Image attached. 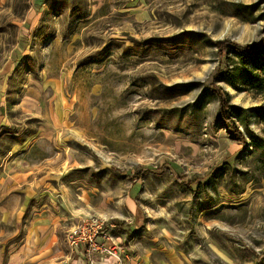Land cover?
<instances>
[{
  "label": "rangeland",
  "instance_id": "1",
  "mask_svg": "<svg viewBox=\"0 0 264 264\" xmlns=\"http://www.w3.org/2000/svg\"><path fill=\"white\" fill-rule=\"evenodd\" d=\"M263 37L264 0H0V264H78L83 219L132 226L115 264L262 254L264 70L215 83L244 144L210 83Z\"/></svg>",
  "mask_w": 264,
  "mask_h": 264
},
{
  "label": "trees",
  "instance_id": "2",
  "mask_svg": "<svg viewBox=\"0 0 264 264\" xmlns=\"http://www.w3.org/2000/svg\"><path fill=\"white\" fill-rule=\"evenodd\" d=\"M216 47L218 49L219 57L221 58L218 67L215 73L212 76V82L210 83V88L218 95V118L223 126L230 130L236 135L238 139L242 141V144L246 143L243 135L239 131L235 121L233 119L232 111L235 109H239L238 107H234L228 101V94L223 90L222 87L216 85V81L220 78L222 80H226V82L230 83V78L228 77V73H226L223 69V64L226 66L230 57L227 55V52H230L233 56L237 58V62L241 66H246L248 64L254 63L255 66L264 70V64L261 61H256V56H259V60H264V37L254 42L252 44L240 45L234 43L230 40H221L216 42ZM232 60V57H231ZM264 80V79H263ZM256 81L255 86H257L260 90L264 91V81ZM196 177L193 176L187 184L191 185L196 183Z\"/></svg>",
  "mask_w": 264,
  "mask_h": 264
},
{
  "label": "built area",
  "instance_id": "3",
  "mask_svg": "<svg viewBox=\"0 0 264 264\" xmlns=\"http://www.w3.org/2000/svg\"><path fill=\"white\" fill-rule=\"evenodd\" d=\"M104 222L83 219L80 223L73 226L67 235V245L70 252L78 257H86L88 264H93L90 258L91 251L115 254L111 248L104 246L97 241L98 236H105L103 232Z\"/></svg>",
  "mask_w": 264,
  "mask_h": 264
},
{
  "label": "crops",
  "instance_id": "4",
  "mask_svg": "<svg viewBox=\"0 0 264 264\" xmlns=\"http://www.w3.org/2000/svg\"><path fill=\"white\" fill-rule=\"evenodd\" d=\"M134 220L139 223V218H138L137 213L134 214ZM136 226L134 227L135 230L137 229ZM127 227L132 228V226L131 225L129 226V224L126 223L125 221H121L119 223V226H118L119 229H116L115 224L112 222L102 227L104 228L103 232L106 234L105 236H98L97 241L102 243L104 246L111 248L115 254L105 255L99 251H91L90 256L93 260V264H115V261L118 258V253L123 252L121 245L120 247L117 246V244L119 243L118 241L122 239L123 235L122 233L117 232V230H120V228H127ZM124 234L127 235V232H125ZM73 258L76 259V261H73V262H77L78 264L79 263L88 264L87 260H84L82 257H78L72 254L69 249L66 262H68L69 260H72ZM239 264H264V252L252 260H245Z\"/></svg>",
  "mask_w": 264,
  "mask_h": 264
}]
</instances>
